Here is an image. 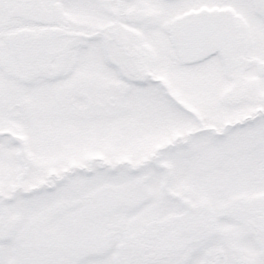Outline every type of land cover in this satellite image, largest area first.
Masks as SVG:
<instances>
[{"label": "snow or ice", "instance_id": "obj_1", "mask_svg": "<svg viewBox=\"0 0 264 264\" xmlns=\"http://www.w3.org/2000/svg\"><path fill=\"white\" fill-rule=\"evenodd\" d=\"M0 264H264V0H0Z\"/></svg>", "mask_w": 264, "mask_h": 264}]
</instances>
